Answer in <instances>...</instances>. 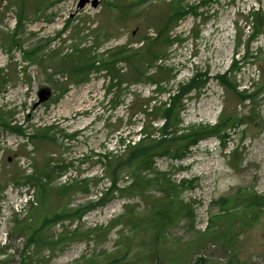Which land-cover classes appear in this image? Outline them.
Wrapping results in <instances>:
<instances>
[{"label": "rangeland", "instance_id": "374dc122", "mask_svg": "<svg viewBox=\"0 0 264 264\" xmlns=\"http://www.w3.org/2000/svg\"><path fill=\"white\" fill-rule=\"evenodd\" d=\"M199 1L102 0L76 12L78 0H0V264H264V201L250 206L254 194L264 197V94L244 102L216 78L238 57L242 68L230 72L231 81L239 89L252 79L264 83V26L252 36V13L264 20V0H212L168 28L174 10ZM41 43L44 61L33 63L28 51ZM117 46L128 58L113 72L96 68L110 60L103 51ZM82 47L97 62L74 82L51 56L74 57ZM208 72L210 79L185 96L180 129L221 120L224 129L229 113L244 124L228 127L220 148V136H211L175 159L173 142L153 166L124 164L118 189L106 195L115 157L96 151L109 145L125 154L121 139L144 120L156 117L147 131H160L161 114L141 112L150 99L168 98L156 82L177 92ZM41 87L53 95L36 106ZM97 114L104 121L95 122ZM45 124L53 128L49 136L28 137ZM19 125L25 134L13 128ZM53 161L67 177L60 169L48 174ZM32 174L49 184L44 196L28 183ZM75 208L84 209L81 217L46 224L56 211Z\"/></svg>", "mask_w": 264, "mask_h": 264}, {"label": "trees", "instance_id": "16d2710c", "mask_svg": "<svg viewBox=\"0 0 264 264\" xmlns=\"http://www.w3.org/2000/svg\"><path fill=\"white\" fill-rule=\"evenodd\" d=\"M212 0H203L202 3L205 5L207 4V2H211ZM198 5H194V6H187V7H179V9L174 10V14L171 16V18H169L167 20L168 26H171L172 22H174L177 18L186 15L188 13L193 12H197L198 10ZM252 16L254 18L253 21V31H252V36L255 37L258 33H260L262 31V27L264 26V20L263 17L261 16L260 13L258 12H253ZM19 21H21L20 17H18ZM165 30H167V25L165 24L160 30H159V34H164ZM164 37V36H163ZM46 44H37L35 45L31 50L28 51V60L32 61L33 63H37L39 64L40 62H43L44 59L42 58L43 56L41 55L43 48L45 47ZM90 49H78L75 56L71 57L70 55L66 56L63 58L62 63H63V67H65L67 69V71L69 72H75L77 73L75 77H78L79 75H85L88 74L89 71L93 68V66L95 65V63L97 62V59L94 58L92 56L87 57L89 54ZM88 51V52H87ZM126 50L124 49V47L119 48L118 51L114 52L113 54H111V61H106L103 62V65L105 64V66L110 67V65H115V57H123L125 54ZM251 54L249 51L247 52V56ZM52 58L56 59V58H60L59 54H54L53 56H51ZM87 57V58H86ZM70 58H72V60H70ZM91 58V61H90ZM62 59V58H61ZM75 59V62H74ZM90 61V62H89ZM85 63V64H83ZM239 61L234 59V65L232 67V70L235 69H241V66H239ZM67 66V67H66ZM95 68V67H94ZM220 82L222 83V85L224 87H226L227 89H229L228 85H231V80L229 78V75L226 73L224 75L219 76ZM195 80V79H194ZM192 88V86H189L187 88H184L179 94L176 95L173 94L170 96V101H167L163 104V107H159L158 111H161L160 114L162 115L163 119L165 120L164 122V127L162 129L163 134L161 133L160 136L157 138L155 137V133L151 132V133H146V138H143L140 142L136 143V144H129L127 146V151H128V157L127 160L122 161V159L118 160V162H114L115 165H113L112 170L113 173L116 172V170L118 168H120L121 166H123L125 163H127V165L132 166V164H134L135 162L138 163H143L147 166H153L155 164L154 158L157 155H161V154H169V152L173 149L172 145L170 143L173 142H179L178 145L176 146V152L175 154H173L174 157L176 156H182L184 154H187L190 150V148L197 144L202 138L207 137L208 135L212 134V133H216L220 136H223L222 138L225 137V135L221 134V128L222 126H224V124L226 123H221L218 127H208V128H193L192 131L190 133H181L179 134L180 130L178 129V125L182 122V119L180 118V112L181 110H179V108L181 107L182 101L184 100V95ZM231 89H234L236 92V95L239 96L241 99L243 100H251L254 99L255 97L259 96V94L261 93V89H257L253 92H249L248 90H244V91H239L237 89V86L234 84H232ZM186 92V93H185ZM237 119V114L235 115H229L226 120L228 122L234 121ZM151 126L152 123H151ZM171 127H173L174 129V133H172L170 131V129H172ZM49 130L50 128L44 129L42 131V136H48L49 135ZM39 134V133H37ZM39 135H32L31 139H35L37 138ZM154 136V137H153ZM39 186H40V192L42 193V196H44L49 190V186L47 184H44L42 182L41 179H37ZM116 184V180L114 179V185ZM135 185H131L130 188H132ZM72 188V187H71ZM70 187H64V190L67 191L69 189H71ZM262 199L264 201V197H261L257 194L253 195V199L250 203V206H252L254 203H259L258 200ZM257 206V205H255ZM260 206V205H258ZM168 210V209H167ZM79 210L74 209V210H69V211H63V212H59V213H54V217L52 216L51 218L53 219L52 221H56L62 217H65L69 214H78ZM166 211V210H165ZM163 211L161 213L160 217H164V215H166V212ZM168 215V213H167ZM169 216V215H168ZM46 225V224H44ZM36 233V232H35ZM35 236H31L29 243L34 242L35 241ZM44 242H48V241H44Z\"/></svg>", "mask_w": 264, "mask_h": 264}, {"label": "water", "instance_id": "95a60500", "mask_svg": "<svg viewBox=\"0 0 264 264\" xmlns=\"http://www.w3.org/2000/svg\"><path fill=\"white\" fill-rule=\"evenodd\" d=\"M91 0H80L79 2V8H83L87 3H89ZM92 6L93 7H98L99 4H100V0H92ZM50 91L49 90H46V89H42L41 92H40V97H41V100L44 101L48 98V96L50 95Z\"/></svg>", "mask_w": 264, "mask_h": 264}, {"label": "bare ground", "instance_id": "6f19581e", "mask_svg": "<svg viewBox=\"0 0 264 264\" xmlns=\"http://www.w3.org/2000/svg\"><path fill=\"white\" fill-rule=\"evenodd\" d=\"M220 174L225 175V174H227V172L222 170V172H220Z\"/></svg>", "mask_w": 264, "mask_h": 264}]
</instances>
